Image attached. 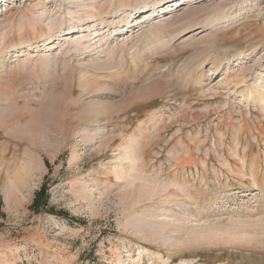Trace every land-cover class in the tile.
<instances>
[{
  "label": "rangeland",
  "instance_id": "1",
  "mask_svg": "<svg viewBox=\"0 0 264 264\" xmlns=\"http://www.w3.org/2000/svg\"><path fill=\"white\" fill-rule=\"evenodd\" d=\"M171 2L0 0V264H264V0Z\"/></svg>",
  "mask_w": 264,
  "mask_h": 264
},
{
  "label": "trees",
  "instance_id": "2",
  "mask_svg": "<svg viewBox=\"0 0 264 264\" xmlns=\"http://www.w3.org/2000/svg\"><path fill=\"white\" fill-rule=\"evenodd\" d=\"M46 196H47V188H46V185L44 184L42 186V189L40 190V192L36 196V199L34 201V205H38L41 202L44 203L46 201L45 200ZM46 204H47V202H46Z\"/></svg>",
  "mask_w": 264,
  "mask_h": 264
},
{
  "label": "bare ground",
  "instance_id": "3",
  "mask_svg": "<svg viewBox=\"0 0 264 264\" xmlns=\"http://www.w3.org/2000/svg\"><path fill=\"white\" fill-rule=\"evenodd\" d=\"M186 1H187V2H190V1H192V0H186ZM174 2H176V4H175ZM178 2H180V0H172V2H171V3H172V6H173V7H178L179 5H182V4H178ZM171 3H170V4H171ZM173 3H174V5H173ZM172 10H173L172 8L169 9L170 12H171Z\"/></svg>",
  "mask_w": 264,
  "mask_h": 264
}]
</instances>
